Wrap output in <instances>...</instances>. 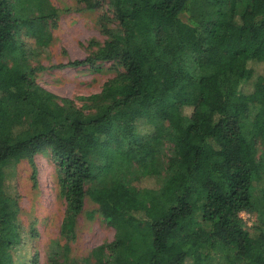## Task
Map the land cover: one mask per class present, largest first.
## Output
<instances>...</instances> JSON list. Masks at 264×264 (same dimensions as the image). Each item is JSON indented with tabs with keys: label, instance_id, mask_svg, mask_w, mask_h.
<instances>
[{
	"label": "trees",
	"instance_id": "16d2710c",
	"mask_svg": "<svg viewBox=\"0 0 264 264\" xmlns=\"http://www.w3.org/2000/svg\"><path fill=\"white\" fill-rule=\"evenodd\" d=\"M76 1L100 11L108 42L50 67L114 68L80 106L36 81L57 8L0 0V264H40L14 258L27 232L7 187L42 150L64 203L49 264H264V0ZM86 196L114 237L77 258Z\"/></svg>",
	"mask_w": 264,
	"mask_h": 264
},
{
	"label": "rangeland",
	"instance_id": "374dc122",
	"mask_svg": "<svg viewBox=\"0 0 264 264\" xmlns=\"http://www.w3.org/2000/svg\"><path fill=\"white\" fill-rule=\"evenodd\" d=\"M50 2L57 8L58 16L50 23V44L41 48L32 60L33 63L39 62L46 67L37 73L36 81L40 88L60 97L74 99L80 106L85 101H78L77 97H88L98 92L104 81L114 75L113 65L105 62L100 70H92L86 66H50L82 59L89 52L106 46L107 37L97 22L100 11L86 9L76 0ZM244 38L247 36L244 35ZM240 43L239 31L230 28L224 37L225 48L237 51ZM169 117L176 121L177 110L170 111ZM10 170L12 175L7 189L18 195V217L27 232L25 243L15 251L14 258L17 263H21L29 260L35 252L40 264H49L48 244L52 239H61L59 225L64 211V203L58 191L56 165L49 150H42L31 160H21ZM151 183L146 179L135 182L140 186ZM97 208V204L86 196L84 210L78 218L76 239L71 244V256L84 257L93 247L113 239V227L104 221ZM91 211H94L93 217L88 216ZM240 216L247 226L256 223L255 216L248 212H240ZM31 227L35 229L36 235L31 233Z\"/></svg>",
	"mask_w": 264,
	"mask_h": 264
}]
</instances>
